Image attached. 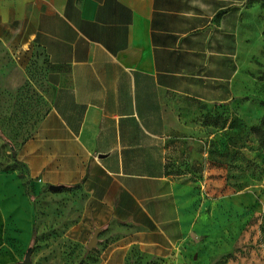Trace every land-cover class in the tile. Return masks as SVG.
<instances>
[{"label": "crops", "instance_id": "crops-1", "mask_svg": "<svg viewBox=\"0 0 264 264\" xmlns=\"http://www.w3.org/2000/svg\"><path fill=\"white\" fill-rule=\"evenodd\" d=\"M246 2L0 0V47L20 72L43 67L47 104L16 149L35 198L22 201L23 245H33L43 203L69 210L52 243L87 248L101 230L98 264L180 250L199 221L198 193L170 171L192 161L200 141L175 102L222 106L236 97Z\"/></svg>", "mask_w": 264, "mask_h": 264}, {"label": "rangeland", "instance_id": "rangeland-1", "mask_svg": "<svg viewBox=\"0 0 264 264\" xmlns=\"http://www.w3.org/2000/svg\"><path fill=\"white\" fill-rule=\"evenodd\" d=\"M38 68L20 72L0 47V255L5 264H21L33 246V264H98L99 251L68 241L52 243L50 233L60 237L54 227L65 226L67 207L59 206L54 214L37 203L34 245L18 239L19 228L26 224L22 201L29 178L17 161L16 149L31 137L47 111L43 67ZM235 87L236 97L222 106L176 100L185 106L178 111L186 112L200 142L192 161L170 172L198 193L199 221L171 257H150L135 250L126 264H264V0L246 2ZM77 203L72 207L75 216Z\"/></svg>", "mask_w": 264, "mask_h": 264}, {"label": "water", "instance_id": "water-1", "mask_svg": "<svg viewBox=\"0 0 264 264\" xmlns=\"http://www.w3.org/2000/svg\"><path fill=\"white\" fill-rule=\"evenodd\" d=\"M61 189H62L61 186H50L49 187V190L51 192H59ZM100 233H101V230H99V229L95 230L92 238L90 239V241L87 245L88 250H93L97 247L98 242H99L98 237H99ZM32 254H33V247H30L27 250V252L25 254L24 261L21 264H33Z\"/></svg>", "mask_w": 264, "mask_h": 264}, {"label": "trees", "instance_id": "trees-1", "mask_svg": "<svg viewBox=\"0 0 264 264\" xmlns=\"http://www.w3.org/2000/svg\"><path fill=\"white\" fill-rule=\"evenodd\" d=\"M26 193L29 196V198L31 199V201L33 203H35V198H34V196L32 194V191H31L29 186L26 189ZM261 230H262V234H263V237H264V218H263V223H262V226H261ZM36 237H37V224H36V220H35V223H34V226H33V245H34V241L36 240ZM33 251H34V248H33Z\"/></svg>", "mask_w": 264, "mask_h": 264}]
</instances>
